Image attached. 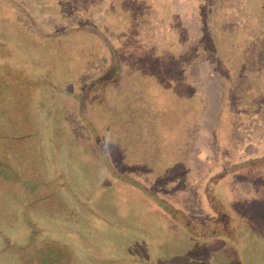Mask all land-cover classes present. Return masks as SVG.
Instances as JSON below:
<instances>
[{"label":"rangeland","instance_id":"rangeland-1","mask_svg":"<svg viewBox=\"0 0 264 264\" xmlns=\"http://www.w3.org/2000/svg\"><path fill=\"white\" fill-rule=\"evenodd\" d=\"M0 264H264V0H0Z\"/></svg>","mask_w":264,"mask_h":264}]
</instances>
